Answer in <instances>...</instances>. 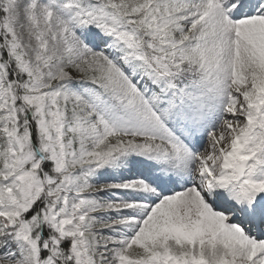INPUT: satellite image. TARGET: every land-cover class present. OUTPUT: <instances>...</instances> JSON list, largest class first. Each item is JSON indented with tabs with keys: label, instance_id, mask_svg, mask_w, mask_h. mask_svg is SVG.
<instances>
[{
	"label": "snow or ice",
	"instance_id": "obj_1",
	"mask_svg": "<svg viewBox=\"0 0 264 264\" xmlns=\"http://www.w3.org/2000/svg\"><path fill=\"white\" fill-rule=\"evenodd\" d=\"M0 264H264V0H0Z\"/></svg>",
	"mask_w": 264,
	"mask_h": 264
}]
</instances>
